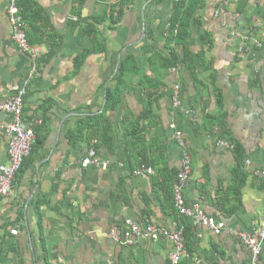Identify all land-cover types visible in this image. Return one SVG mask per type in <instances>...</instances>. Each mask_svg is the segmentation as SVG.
<instances>
[{
	"label": "crops",
	"instance_id": "crops-1",
	"mask_svg": "<svg viewBox=\"0 0 264 264\" xmlns=\"http://www.w3.org/2000/svg\"><path fill=\"white\" fill-rule=\"evenodd\" d=\"M9 1L0 0V100L17 93L30 71L14 41ZM124 1L21 0L33 21L26 20L27 32L44 39L33 44L43 53L24 116L27 127L40 129L43 144L11 196L0 199V264H173L169 240L113 242L111 227L128 219L169 230L184 225L186 254L179 264H250L249 250L228 230L264 225V0H194L199 24L191 48L204 53L194 71L161 67L177 0H128L118 24L97 25V39L85 33L88 22ZM223 1L227 13L216 18ZM124 61L132 71L120 103L73 145L69 134L104 114ZM176 86L192 116L175 108ZM11 121L0 111V165L9 162L3 127ZM175 128L192 160L186 201L223 224L221 234L175 207L182 163ZM222 140L234 147L219 146ZM92 149L102 165L83 169ZM143 166L153 173L138 174ZM43 199L41 234L35 205Z\"/></svg>",
	"mask_w": 264,
	"mask_h": 264
},
{
	"label": "built area",
	"instance_id": "built-area-1",
	"mask_svg": "<svg viewBox=\"0 0 264 264\" xmlns=\"http://www.w3.org/2000/svg\"><path fill=\"white\" fill-rule=\"evenodd\" d=\"M8 7V16L13 28L14 41L19 47V50L24 52L29 58L28 77L23 82L22 87L17 93L10 96L6 100H0V111L6 112L12 119L6 126L3 127L9 143V162L0 165V199L8 198L13 193L16 182L22 169L25 166L26 159L30 157L35 144L37 143V133L34 128H29L26 125L24 116L26 108V97L29 91L31 80L39 73V61L43 53V48L40 45H33L28 42L27 38V23L24 15L21 0H10ZM227 1L219 4L215 13L216 18L226 15ZM73 19L78 20L74 17ZM170 24L167 26V30ZM179 86H176L174 95V106L180 112L187 116H192L193 111L186 110L179 97ZM175 140L182 149L181 169L177 175V182L174 185V200L175 207L180 215L190 217L200 222L203 226L210 228L217 234L223 232L225 226L217 224L213 218H210L202 209L197 206H190L185 198L184 190L191 179L192 160L189 151L186 148V141L181 130L175 128ZM218 145L224 148H233L234 146L225 140L219 141ZM83 169L90 165L101 166L96 160V151L92 149L89 156L81 163ZM109 162H104L103 168H107ZM152 174L153 171L143 166L137 171ZM264 177V171L262 172ZM14 234L19 232L15 229ZM228 232L241 242L250 252V264H264V225L260 228H253L251 231L228 230ZM111 240L122 246H133L138 239H148L158 241L161 239L169 240L174 245V252L171 254L173 264H179L186 254V227L180 226L176 230L160 228L151 222H147L145 227L140 226L132 219H128L123 225L112 226L109 231Z\"/></svg>",
	"mask_w": 264,
	"mask_h": 264
},
{
	"label": "trees",
	"instance_id": "trees-1",
	"mask_svg": "<svg viewBox=\"0 0 264 264\" xmlns=\"http://www.w3.org/2000/svg\"><path fill=\"white\" fill-rule=\"evenodd\" d=\"M81 2H83V0H81ZM128 3H129L128 0L121 2L117 4L116 6L112 7L109 10V12H107L105 17L96 19L93 22H88L85 28V33L93 37L94 39H97V33H98L97 25L103 24L108 19L113 24H118L124 15V12H125V9ZM21 5H22V2H21ZM198 9H199V6L194 2V0H177V2L175 3L174 13L169 20L170 28H168L166 32V49L168 50V55L165 57H162L161 59V62H162L161 67L164 68L165 70H170L172 68H179V67H187L188 69L194 71L196 69V65H195L196 58L204 57L203 52L196 54L191 48L192 47L191 42L194 36L193 27L198 26L199 24L198 22H194L195 14ZM24 15H25L26 20L28 19V22L33 23L31 17L28 16L27 12H24ZM27 38L31 44H34L37 42L38 43L44 42V39L40 38L39 36L33 39V36L30 34V32H27ZM207 43H208L207 44L208 47H211V44H212L211 41L207 40ZM179 50L182 53L181 56L178 53ZM81 63L82 61L79 62V64ZM131 71H132V68L129 66V61H124L121 64L118 75L116 77L117 85L114 88L108 90V95H107L108 103H107L104 114H102V116L96 119H88V120L86 119L82 121L78 126L79 129L69 134L70 140L73 143V145H77L79 142H81L85 138V134L83 133L85 129H90V127L94 128V125L96 126L99 125L100 122H102L105 119L107 112L116 109V107L120 103V96L123 92V87L126 84L125 83L126 77ZM34 129L37 133V143L35 144L31 155L34 154V152L36 151V148L39 145L43 144V141H42L43 138L40 136V129L36 126L34 127ZM96 148L97 147H95V150ZM29 158L26 159V163H25L24 168L22 169V172L26 170L28 166ZM47 203H48V200L43 199V200L37 201L35 205L36 210H37V216H38V226L41 231V234L43 230L42 207L45 206ZM18 223L19 222L15 224V227H17ZM41 238H42V243H44V239L42 236ZM45 260L48 261L47 255L45 256ZM16 264H19V263H16Z\"/></svg>",
	"mask_w": 264,
	"mask_h": 264
},
{
	"label": "clouds",
	"instance_id": "clouds-1",
	"mask_svg": "<svg viewBox=\"0 0 264 264\" xmlns=\"http://www.w3.org/2000/svg\"><path fill=\"white\" fill-rule=\"evenodd\" d=\"M29 42V41H28ZM30 43V42H29ZM31 44V43H30Z\"/></svg>",
	"mask_w": 264,
	"mask_h": 264
}]
</instances>
